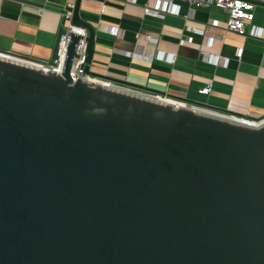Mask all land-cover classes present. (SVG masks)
I'll list each match as a JSON object with an SVG mask.
<instances>
[{
	"label": "water",
	"instance_id": "1",
	"mask_svg": "<svg viewBox=\"0 0 264 264\" xmlns=\"http://www.w3.org/2000/svg\"><path fill=\"white\" fill-rule=\"evenodd\" d=\"M79 6L50 64L83 28L94 79L73 30L60 72L0 56V264H264V123L95 73Z\"/></svg>",
	"mask_w": 264,
	"mask_h": 264
},
{
	"label": "crops",
	"instance_id": "2",
	"mask_svg": "<svg viewBox=\"0 0 264 264\" xmlns=\"http://www.w3.org/2000/svg\"><path fill=\"white\" fill-rule=\"evenodd\" d=\"M75 1L0 0V51L50 61L62 11L71 12ZM250 1L252 26L260 37L226 31L227 14L218 7L180 3L179 15L162 18L145 9L164 0H80V17L95 28L91 69L187 104L195 101L260 117L264 114V0ZM210 21L216 24L209 26ZM185 25L205 34L189 32ZM209 55L216 61H210ZM207 85L210 92L199 93Z\"/></svg>",
	"mask_w": 264,
	"mask_h": 264
},
{
	"label": "built area",
	"instance_id": "3",
	"mask_svg": "<svg viewBox=\"0 0 264 264\" xmlns=\"http://www.w3.org/2000/svg\"><path fill=\"white\" fill-rule=\"evenodd\" d=\"M180 3H187L189 5H194L196 7H203V8L218 7L222 9L223 11H225L227 14V19H226L225 26H224L226 31H232V32H236L239 34H248L254 37L261 36L260 31L256 29L254 26H252V21L254 19V12H253L254 4L250 0H164L163 4H156L152 7H147L145 10L147 14L159 16L162 18L167 14L179 15L180 12H179L178 6ZM65 17L66 19H71V12H68V14H66ZM247 23L249 24L248 29L246 28V25H248ZM215 24H216L215 21H210L208 23L209 26L215 25ZM65 30H66V33L61 36L59 44H58L57 58L52 60V64H50V61L31 59L28 57L18 55L12 51H0V56L8 58V59L16 60L22 63L31 64V65L42 67V68L53 69L55 71L60 72L63 61H64L65 52H66L65 47L69 39V36L67 33L73 30L82 36V39L79 40V45H80L79 54L81 55V57L77 59L76 64L72 67L70 71V76L75 77L74 80H76L79 77L87 78V79H94V78H90L89 76L85 75L82 69V63L84 61L85 48H86L85 37L87 35L85 29L80 28V27H74L69 24V26L65 28ZM185 30L192 32L194 34H199L201 36L205 34V30L196 29L189 25H185ZM209 60L212 62H215L216 57L209 55ZM105 83L109 84L108 82H105ZM109 85H114V84H109ZM210 90H211V86L207 85L201 88L199 90V93L208 94ZM150 95L153 97L152 94ZM155 97L161 100L176 102L182 105H189L190 107H193V108L196 107L191 104H187L185 102H181L176 99L169 98L165 95L156 94ZM214 113L220 114L222 116L226 115L227 117H231L233 119H236V120H239L245 123H249L252 125H260L264 123V114L261 115L260 117L251 118V117H244V116L236 117L233 115H227V114H223L219 112H214Z\"/></svg>",
	"mask_w": 264,
	"mask_h": 264
}]
</instances>
